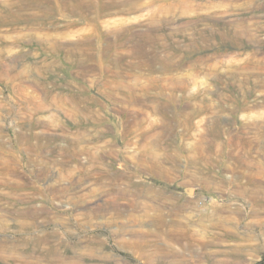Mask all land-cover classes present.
<instances>
[{"label":"rangeland","instance_id":"obj_1","mask_svg":"<svg viewBox=\"0 0 264 264\" xmlns=\"http://www.w3.org/2000/svg\"><path fill=\"white\" fill-rule=\"evenodd\" d=\"M12 1L0 264L264 263V0Z\"/></svg>","mask_w":264,"mask_h":264},{"label":"bare ground","instance_id":"obj_2","mask_svg":"<svg viewBox=\"0 0 264 264\" xmlns=\"http://www.w3.org/2000/svg\"><path fill=\"white\" fill-rule=\"evenodd\" d=\"M41 1L42 0H35V1H32V2H35L36 4H41ZM56 1L58 3H60V4H62V9L66 8L67 10H69L71 12L81 13L83 16H89L87 5L84 2L85 0H56ZM12 2H17V0L16 1L13 0ZM24 3H28V1L27 0H23L22 1V4H24ZM104 3L105 4L103 5V9L100 11V14H104L106 12H111V9L113 7L114 8L116 7L115 11H117V9H120L121 7L122 8L124 7L125 9H131V8H133L132 5H130L129 3L126 4L123 1H113V2H109V3H106V2H104ZM83 5H86V7L83 6ZM128 14H130V13H128ZM100 16H102V15H100ZM196 24H198V23H196ZM198 25L196 27L197 28L196 29L197 30L196 31V36L198 38H202V39L206 38L207 35H208V32L211 31L212 29H201L200 27H198ZM241 27L242 26L239 25V22L237 24H235V25L234 24H227V28L226 29H224V30H222V29L219 30L218 29V34H220L221 39H223L225 41L229 40V41H232V42H235V41L238 42L240 40V38L243 37V34L247 32V30H244V29L239 30V28H241ZM249 28H250V26H249ZM251 29L252 28H250V30ZM251 32H253V31H251ZM140 50L142 51V48H140Z\"/></svg>","mask_w":264,"mask_h":264},{"label":"trees","instance_id":"obj_3","mask_svg":"<svg viewBox=\"0 0 264 264\" xmlns=\"http://www.w3.org/2000/svg\"><path fill=\"white\" fill-rule=\"evenodd\" d=\"M259 264H264V263H263V261H261V263H259Z\"/></svg>","mask_w":264,"mask_h":264}]
</instances>
